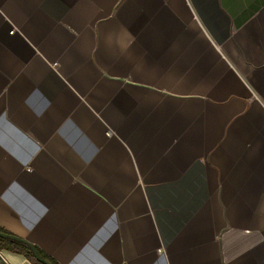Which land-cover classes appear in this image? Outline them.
Segmentation results:
<instances>
[{
	"label": "crops",
	"instance_id": "obj_1",
	"mask_svg": "<svg viewBox=\"0 0 264 264\" xmlns=\"http://www.w3.org/2000/svg\"><path fill=\"white\" fill-rule=\"evenodd\" d=\"M0 228L58 264H264V0H0Z\"/></svg>",
	"mask_w": 264,
	"mask_h": 264
},
{
	"label": "trees",
	"instance_id": "obj_2",
	"mask_svg": "<svg viewBox=\"0 0 264 264\" xmlns=\"http://www.w3.org/2000/svg\"><path fill=\"white\" fill-rule=\"evenodd\" d=\"M0 232L4 233V234H9L8 232L2 230L1 228H0ZM9 235H11V234H9ZM35 248L44 260L48 261L51 264H58L53 258H51L50 256L43 253L37 247H35ZM3 251L22 255L25 258H27L32 264H41L40 262H38L35 259L30 248L25 244L0 238V252H3Z\"/></svg>",
	"mask_w": 264,
	"mask_h": 264
},
{
	"label": "water",
	"instance_id": "obj_3",
	"mask_svg": "<svg viewBox=\"0 0 264 264\" xmlns=\"http://www.w3.org/2000/svg\"><path fill=\"white\" fill-rule=\"evenodd\" d=\"M0 238L7 239V240H10V241H14V242H19V243H22V244L27 245L30 248L31 252L33 253L35 259L38 262H40L41 264H51L48 261L44 260L41 257V255L38 253V251L36 250V248L32 244L28 243L27 241H25V240H23L21 238H18L16 236L9 235V234H4V233H1V232H0Z\"/></svg>",
	"mask_w": 264,
	"mask_h": 264
},
{
	"label": "rangeland",
	"instance_id": "obj_4",
	"mask_svg": "<svg viewBox=\"0 0 264 264\" xmlns=\"http://www.w3.org/2000/svg\"><path fill=\"white\" fill-rule=\"evenodd\" d=\"M0 264H7L5 255L3 252H0Z\"/></svg>",
	"mask_w": 264,
	"mask_h": 264
}]
</instances>
